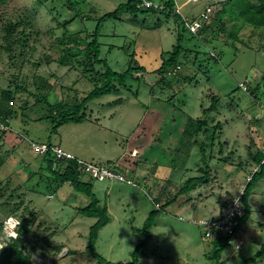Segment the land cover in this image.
I'll return each mask as SVG.
<instances>
[{
	"label": "rangeland",
	"instance_id": "obj_1",
	"mask_svg": "<svg viewBox=\"0 0 264 264\" xmlns=\"http://www.w3.org/2000/svg\"><path fill=\"white\" fill-rule=\"evenodd\" d=\"M13 1L16 11L32 18L41 35L34 36L25 49L13 41L6 42L0 31V100L3 90L26 88L17 93V113L11 128L0 135V156L5 161L0 169V222L4 223L0 227V258L15 238L6 232L12 218L13 226L19 222L27 229L22 250L31 264H99L87 250L97 219L79 213V208L89 203L87 196L55 179L47 170V160L31 149L33 142L59 146L77 159L115 169L131 181L94 179V192L102 206L108 205L111 219L100 231L96 249L113 264L132 260L143 240L140 231L152 211L171 201L187 180L209 172L208 183L198 184L195 191L160 213L140 264H218L217 259H208L213 240L205 239L198 223L225 214L231 201L245 189L247 177L258 169L251 154L264 144V100L253 103L250 92L263 84L264 29L246 27L234 47L228 38L230 28L226 34L218 30L209 33L208 43L191 40L186 34L183 46L198 49L187 54L188 58L181 57V71L167 78L168 86L158 72L162 55L177 45L175 21L151 13L106 20L100 58L119 74L129 69L133 58L147 72L135 74L120 93L94 99L84 110L87 118L83 123L67 124L54 134L48 118L51 107L39 101L35 78L45 77L53 84L51 105L73 107L86 97L94 85L88 81L87 69L76 63L84 58L62 66L57 62L61 51L75 46V42L65 45L69 37L91 42L98 20L128 0H86L87 5L78 7L79 16L66 0H45L41 5L37 0ZM151 1L160 5L167 0ZM175 1L177 11L190 18L221 0ZM196 51L200 54L195 67ZM220 52L222 56L216 60ZM96 69L105 72L104 66L97 65ZM244 84L247 89L241 87ZM214 97L219 103L209 111ZM150 107L159 112L163 107L165 113L158 124L156 121L155 126L150 124L145 129ZM185 117L207 120L208 133L183 142L179 125ZM155 136L161 144L149 147ZM196 140L199 145L208 144L206 153L201 152ZM140 141L149 142L143 160L126 157L129 147H136ZM169 148L173 152L170 155ZM250 204L252 214L243 227L241 251L227 246L219 260L223 264H264V256L252 261L264 245V179L255 185Z\"/></svg>",
	"mask_w": 264,
	"mask_h": 264
},
{
	"label": "trees",
	"instance_id": "obj_2",
	"mask_svg": "<svg viewBox=\"0 0 264 264\" xmlns=\"http://www.w3.org/2000/svg\"><path fill=\"white\" fill-rule=\"evenodd\" d=\"M148 1L153 4L151 0ZM44 2L45 0H37V4L39 5L43 4ZM143 2V0H128L127 3L120 4L114 12L108 13L100 18L98 20V25L91 42L85 40L83 41L82 39L77 37H69L68 43H64L66 46L67 44L72 45V43L74 42L76 44L74 47L67 46L65 50L61 51L62 55L57 62L62 66H70L74 62H76L78 58L83 57L84 60L77 61L76 63L84 66L87 69V72H89L88 74L90 76L88 77V81L92 85H94V89L86 97H83L80 101H78L75 106L70 107L62 104L51 105L49 102V96L52 92L53 84L49 79L45 77L35 78L36 83L39 87L38 89L40 91L39 101H42L51 107L50 116L48 118L53 123L52 133H58V130L61 127L70 123H83L87 118L84 110L87 109V106L91 101L102 96L118 93L122 88H127V83L134 78L135 74L147 72L144 67L138 66L133 58L130 62L129 69L123 74H119L117 72H114L110 68L108 63L100 58L102 47L100 43V37L103 28V22L106 20L120 19L121 16L126 14L136 18L140 14L151 13L153 15L163 14L166 16L165 18L168 21H170L171 19L175 21L178 29L177 45L173 47L171 52H168L167 54L164 53V55H162V67L158 72L161 77L160 80L168 86L171 85V83L167 78L172 75H178L181 71V57L185 56V58H188L187 54L198 49V46H195L194 49H187L185 48V46H183V41L186 38V34H189L191 40L202 39L203 42L208 43L209 41H207L206 39L209 33L216 32L218 30L221 34H226L228 32L227 30H229L230 28L228 38L232 40V45L234 47L236 42L242 40L240 37V33L246 27H251L254 29H264V0L215 1V4L210 3L209 7H206L199 15L193 14V16L190 18L182 15L181 11H177V4L175 0L164 1L160 5L153 4V6L149 8L145 7L143 5ZM66 4L71 10L74 11V13L78 14L79 16L78 7L87 5V1L66 0ZM210 8H212V12L208 13V9ZM16 9L17 6L14 4L13 0H0V31L4 34V39L6 40V42L13 41L14 44L27 49L30 46L29 42L31 41V39H33L34 36L40 37L41 34L38 30H36L35 22L33 21V19L25 13L16 11ZM92 10H94V8L91 9V11ZM202 14H208L210 17L207 21L203 22L201 29H198L195 33H193L189 28V24L200 20ZM88 18L90 21L93 20L92 17ZM70 22L71 21L64 24L65 29H67V26L70 24ZM83 45L85 47L82 49L81 46ZM196 53L197 56L193 61L194 63H192V65L195 67L198 62V55L200 54L198 51H196ZM134 56L135 55L132 54V57ZM214 56L215 55H213L212 57ZM221 56L222 52H220L214 58L216 60H219ZM97 65L104 66L105 72L97 70ZM262 80L263 84H258L257 87L253 88L250 92V96L253 98V103H262V101L264 100V77L262 78ZM247 88L248 87H246V89ZM20 90L25 91L26 88L18 86L15 92L10 90V88L1 92L2 99L0 100V121L5 123V125H7L8 127L10 126V128L11 120L17 113L14 106L17 93ZM212 101V108L209 111H213L214 108L216 109V106L219 103V98L214 97ZM120 102L122 101H118V103ZM262 104L264 105V103ZM155 108L156 107H150L147 110V114L143 123V125H145V129L146 126H149L150 124L155 126L156 121L158 124L159 118L164 116L163 114L165 113V111L163 110V107L162 112L157 111V109ZM185 118V121L179 125L180 134H183L184 136L183 138H181L183 142L186 140L189 141L191 139L197 138L203 132L208 133L209 123L207 120H194L189 117ZM156 135L158 136L157 133ZM157 136H155L156 138H154V142H150L149 147H151V144L152 146H154L155 144H161V140L157 139ZM160 136L161 132L159 131V137ZM215 140L216 136L214 134L213 143L210 145L212 148L215 145ZM145 143L143 141H140L137 143L136 147H129L130 154L128 156L126 155V157H136L140 159V161L143 160V157L148 151V149L146 150V148L149 142ZM196 144L199 145L197 140ZM48 145L50 147H53L52 144ZM199 147L202 153H206L208 144L201 143ZM172 153L173 152L169 148L168 154L170 155ZM251 156L254 160V164L259 169L252 174V176L250 177L251 180L247 183L244 189L243 204L245 215L238 220V226L234 229V232L232 234L227 236L221 234L218 235V238L212 243V254H210L211 256L208 255V259H217L218 264H223L219 260L224 249L227 246H230L228 245L229 240H231L233 237H236L242 242L241 234L243 231V227L248 223L252 214V206L250 204L252 193L254 191L255 185L260 180L264 179V153L260 151ZM43 158L47 160V170H49V172L54 176L55 179L60 181L61 184H71L77 192L83 193L87 196L89 203L87 206L79 208V213L84 217L97 219V223L92 226L90 230L89 245L87 247V250L98 261L99 264H113L106 261L97 252L96 249L99 233L110 223L111 219L109 216L108 205L102 206L100 199L94 192V179L89 178V180H84V176L79 172L77 161H69L65 162L64 164L62 163L63 166L61 168L55 169V161L52 155L49 154ZM127 160L125 159L124 161ZM174 161V159H171V163L174 164ZM4 165L5 161L0 156V169ZM209 174V172H206L204 177L190 178L189 180H187L184 187L181 188L179 193H177L171 201L166 203L165 206H163L161 209H157L150 213L149 218L145 222L144 229L140 231L142 233L143 240L133 252L132 260L127 264H140L141 260L145 258L148 242L152 238L150 235V231L156 225V220L160 216V213L165 211L166 206L173 205L181 196L188 195L195 191L198 184L208 183L210 180ZM3 224V221H1L0 227H3ZM26 230L27 229L24 224L20 223L16 229V232L18 231L17 237L12 239L13 242L4 251V256L0 258V264H31L30 257L27 256L22 250ZM239 251H241V249ZM263 256L264 245L257 253L256 257L252 259V261H257Z\"/></svg>",
	"mask_w": 264,
	"mask_h": 264
},
{
	"label": "built area",
	"instance_id": "obj_3",
	"mask_svg": "<svg viewBox=\"0 0 264 264\" xmlns=\"http://www.w3.org/2000/svg\"><path fill=\"white\" fill-rule=\"evenodd\" d=\"M143 5L147 8L152 7L153 4L148 0H143ZM212 12V8L208 9V13ZM208 14H202L200 20H197L191 24H189V28L191 31L196 32L198 29H201L203 22L207 21L209 19ZM243 89H246L245 85H241ZM10 129V126L8 127L5 125V123L0 121V135L2 133H5ZM31 149L36 152L37 154L45 157L47 155H52L54 158V168L59 169L61 168L65 162L69 161H77L79 172L84 176L88 178H93L95 180L104 181L107 179H116L121 182L128 181L131 184V181L127 180L126 177L123 176V174L119 173L115 169H111L109 167H101L96 164L88 163L85 161H82L80 159H77L74 155L64 151L59 146H53L50 147L46 144H36L31 142ZM264 163V161H263ZM259 169V168H258ZM256 169V171L258 170ZM251 180V178L248 179V182ZM243 195L244 190L241 192L240 196L233 199L231 201V205H229L227 211L225 214L221 215L218 218H212L210 220L201 221L198 223L199 226H201L205 231V239L213 240L215 241L218 238V235H230L234 232V229L238 226V220L242 218L245 215V209L243 204ZM19 222H16V225L13 226V219H9L7 222L8 229L6 232L9 235L17 237L16 229L13 230L12 228H17L19 226ZM228 245H233L235 247L236 251H239L242 246V242L240 239L233 237L231 240H229Z\"/></svg>",
	"mask_w": 264,
	"mask_h": 264
},
{
	"label": "crops",
	"instance_id": "obj_4",
	"mask_svg": "<svg viewBox=\"0 0 264 264\" xmlns=\"http://www.w3.org/2000/svg\"><path fill=\"white\" fill-rule=\"evenodd\" d=\"M262 151L264 153V144H260V149H258V152ZM253 155V154H251ZM252 157V156H251ZM255 165V164H254ZM258 168V167H257ZM252 175L248 176L247 179H249ZM188 205V204H187Z\"/></svg>",
	"mask_w": 264,
	"mask_h": 264
}]
</instances>
